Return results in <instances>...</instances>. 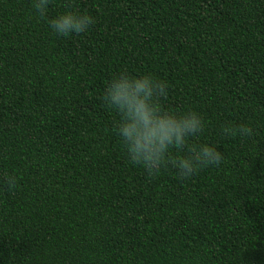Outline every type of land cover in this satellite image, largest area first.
<instances>
[{
  "label": "trees",
  "instance_id": "16d2710c",
  "mask_svg": "<svg viewBox=\"0 0 264 264\" xmlns=\"http://www.w3.org/2000/svg\"><path fill=\"white\" fill-rule=\"evenodd\" d=\"M32 3L0 0V264H264V0ZM65 11L95 23L58 35ZM125 70L203 118L188 143L219 166L150 179L130 162L101 99ZM240 124L254 135L223 134Z\"/></svg>",
  "mask_w": 264,
  "mask_h": 264
},
{
  "label": "clouds",
  "instance_id": "9594fccd",
  "mask_svg": "<svg viewBox=\"0 0 264 264\" xmlns=\"http://www.w3.org/2000/svg\"><path fill=\"white\" fill-rule=\"evenodd\" d=\"M49 3L50 0H33L34 12L46 18ZM94 23L92 16L73 11H65L49 21L52 30L64 37L87 32ZM167 89L166 81L151 74L134 76L125 70L111 78L101 99L119 117L114 131L133 165L141 166L150 179L171 165L186 180L204 168L219 166L223 155L213 145L189 146V139L204 131L205 122L195 111H167L161 103V98H167ZM222 132L228 137L254 135V129L247 124L226 126ZM173 150L177 153L187 150L189 154L173 155ZM3 181L9 190L17 187L14 175L4 173Z\"/></svg>",
  "mask_w": 264,
  "mask_h": 264
}]
</instances>
